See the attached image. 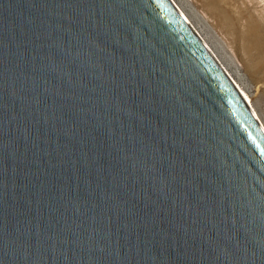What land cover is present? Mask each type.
I'll return each mask as SVG.
<instances>
[{"label":"water","instance_id":"95a60500","mask_svg":"<svg viewBox=\"0 0 264 264\" xmlns=\"http://www.w3.org/2000/svg\"><path fill=\"white\" fill-rule=\"evenodd\" d=\"M0 264H264V131L170 0H0Z\"/></svg>","mask_w":264,"mask_h":264},{"label":"bare ground","instance_id":"6f19581e","mask_svg":"<svg viewBox=\"0 0 264 264\" xmlns=\"http://www.w3.org/2000/svg\"><path fill=\"white\" fill-rule=\"evenodd\" d=\"M261 1L264 3V0ZM170 2L174 5L176 10L183 17V19L186 21L195 35L199 38V40L204 44L212 57L219 64L223 72L232 81L234 86L243 97L244 101L250 107L251 111L253 112L254 116L256 117L257 121L264 131V116L262 115L263 113L260 112L261 108L259 110L257 104L253 101V93L255 91H252L253 87L250 86L251 84H249V81L246 79L245 74L242 73L239 65L235 61L233 54L229 51L228 48L231 49L232 46L230 45L226 48V45L224 44L220 36H218L214 32L213 28L208 22V19H210L211 17L214 18V16H217L218 13V17L220 19V28L225 30L227 34L233 35V24L229 22L228 17L225 14H221L218 7L215 4L208 2L207 0L203 2L201 11L197 10L189 0H170ZM248 34V41L244 37L246 45L244 46L243 50L248 56L253 59V63H249V67L250 69L254 70L256 68V65H254V61L261 62L262 60H264L263 25H261L260 23L249 24ZM249 42L253 44L252 49H250L248 46Z\"/></svg>","mask_w":264,"mask_h":264},{"label":"rangeland","instance_id":"374dc122","mask_svg":"<svg viewBox=\"0 0 264 264\" xmlns=\"http://www.w3.org/2000/svg\"><path fill=\"white\" fill-rule=\"evenodd\" d=\"M189 1L196 7L197 10L201 11L203 2H205L206 0ZM207 1L215 4L218 7L219 12L221 14H225L228 17L229 22L233 24V35H230L227 34L225 30L220 28V19L218 17V13L217 16H214V18L211 17L210 19H208L209 24L213 28L214 32L218 36H220V38L226 45V48L227 46H232L231 49L233 50H231L230 48L228 49L233 54L235 61L239 65L242 73L245 74L246 79L249 81V84H251L250 86L254 88H252V91H255L253 93V101L257 104L259 110L261 108L260 112L263 113L262 115L264 116V60H262L261 62L254 61V65H256V68L252 70L249 67V63H253V59L248 56L243 50L244 46L246 45L244 37L246 40L249 37V24L260 23L264 27V3L261 0ZM243 26L245 29L243 28ZM248 46L250 49L253 48V44L250 42ZM255 99L257 100V102Z\"/></svg>","mask_w":264,"mask_h":264}]
</instances>
